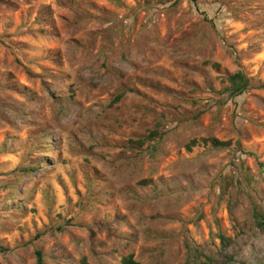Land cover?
I'll return each mask as SVG.
<instances>
[{
  "label": "rangeland",
  "instance_id": "rangeland-1",
  "mask_svg": "<svg viewBox=\"0 0 264 264\" xmlns=\"http://www.w3.org/2000/svg\"><path fill=\"white\" fill-rule=\"evenodd\" d=\"M254 211L264 0H0V264H264Z\"/></svg>",
  "mask_w": 264,
  "mask_h": 264
},
{
  "label": "trees",
  "instance_id": "trees-1",
  "mask_svg": "<svg viewBox=\"0 0 264 264\" xmlns=\"http://www.w3.org/2000/svg\"><path fill=\"white\" fill-rule=\"evenodd\" d=\"M228 82L231 84V88L233 89V91L238 92V93L241 92L248 85V79L241 72H237L234 75L228 77ZM118 98L119 97H116L115 100H117ZM208 140L211 142V144L214 147L226 146V145L229 144V141L222 142V141H218L216 139H208ZM204 141H206V140H204ZM194 142L195 141H192L191 145H193ZM137 143L141 144L142 141H138ZM253 219H254V223L256 225V228L264 232V215H262L259 212L254 211ZM220 241H221V243L223 244L224 247L229 242L224 237H221ZM37 260H38V264H39L41 262L40 253L39 252H37ZM120 263L121 264H143V263H140V262L136 261L133 258V256L130 255V254H128V255H126L124 257H121Z\"/></svg>",
  "mask_w": 264,
  "mask_h": 264
}]
</instances>
